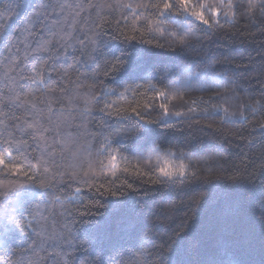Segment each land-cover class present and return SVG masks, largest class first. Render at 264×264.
Masks as SVG:
<instances>
[{
	"label": "snow or ice",
	"instance_id": "6c2138e0",
	"mask_svg": "<svg viewBox=\"0 0 264 264\" xmlns=\"http://www.w3.org/2000/svg\"><path fill=\"white\" fill-rule=\"evenodd\" d=\"M20 11L23 24L13 26ZM237 17L259 27L264 0L5 3L0 247L18 255L20 264H264V180L256 190L232 178L222 194L204 182L193 203L219 204L208 242L189 240L182 231L157 236L148 229L124 247L108 230L123 198L140 191L129 176L151 184L195 181L204 175L202 165L217 159L209 152L193 160L200 154L188 143L168 139L173 118L219 115L222 122L245 123L264 111V87L257 96L192 55L221 19L234 24ZM165 48L181 57L180 65L160 69L149 63L155 49ZM197 90L211 95L189 98ZM229 102L238 107L230 110ZM207 172L211 176L212 167ZM67 188L74 194L67 195ZM105 196L115 199L97 198ZM19 234L24 240L17 245Z\"/></svg>",
	"mask_w": 264,
	"mask_h": 264
},
{
	"label": "trees",
	"instance_id": "16d2710c",
	"mask_svg": "<svg viewBox=\"0 0 264 264\" xmlns=\"http://www.w3.org/2000/svg\"><path fill=\"white\" fill-rule=\"evenodd\" d=\"M23 2L27 4L31 0ZM5 3H13V0L0 3V11H3ZM117 18L118 14L110 18L113 28ZM23 20L24 12L20 11L18 16L13 17V26L22 25ZM221 25L208 30L210 34L203 36L202 44L197 45V50L192 55L202 57L209 64H216L219 71L239 79L246 89L258 96L264 87V22H259V27H256L237 17L234 24L221 19ZM154 51L156 55L149 58V63L155 64L157 68L163 69L165 66L181 63V57L167 48ZM108 79L106 84L109 87L115 86L108 83ZM188 95L193 99L200 96L207 99L211 93L197 90L189 91ZM229 103L230 110L238 107L235 102ZM173 120L175 123L167 130L168 139L175 136L188 143L200 154L193 156V160L201 159L209 152L215 153L217 159L203 164L204 175L195 181L151 184L129 176V180L140 191L124 197L122 205L109 216L108 230L114 243L128 247L148 229L157 236L182 231L189 240L201 239L208 242L216 226L219 204L217 199L202 203L199 207L193 203V197L205 186L204 182L208 181V189L222 194L223 188L233 182L232 178L239 181L241 188L256 190L259 189L260 181L264 180V128L261 127L264 125V111L255 117L249 116L245 123L222 122L219 115L201 116L192 121L177 118ZM179 131L183 132L182 137L178 135ZM209 166L213 169L211 176L207 172ZM65 192L67 195L74 194L72 188L65 189ZM97 198L106 203L115 199L107 196ZM72 211L75 213V209ZM68 219L71 220L72 217ZM76 227L82 229L84 226L77 224ZM23 240V235L19 234L15 243L19 245ZM181 256L189 259L183 254ZM191 258L195 259L194 253ZM0 264H20V257L0 247Z\"/></svg>",
	"mask_w": 264,
	"mask_h": 264
}]
</instances>
